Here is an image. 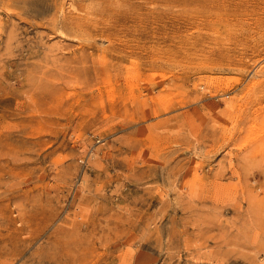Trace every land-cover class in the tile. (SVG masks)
Instances as JSON below:
<instances>
[{
  "label": "rangeland",
  "instance_id": "374dc122",
  "mask_svg": "<svg viewBox=\"0 0 264 264\" xmlns=\"http://www.w3.org/2000/svg\"><path fill=\"white\" fill-rule=\"evenodd\" d=\"M0 264H264V0H0Z\"/></svg>",
  "mask_w": 264,
  "mask_h": 264
},
{
  "label": "bare ground",
  "instance_id": "6f19581e",
  "mask_svg": "<svg viewBox=\"0 0 264 264\" xmlns=\"http://www.w3.org/2000/svg\"><path fill=\"white\" fill-rule=\"evenodd\" d=\"M253 126V125H252ZM258 148V147H257Z\"/></svg>",
  "mask_w": 264,
  "mask_h": 264
}]
</instances>
